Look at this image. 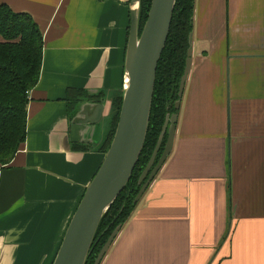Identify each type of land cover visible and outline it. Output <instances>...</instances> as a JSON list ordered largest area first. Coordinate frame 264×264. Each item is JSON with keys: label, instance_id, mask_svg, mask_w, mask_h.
I'll return each mask as SVG.
<instances>
[{"label": "crops", "instance_id": "0c3cea01", "mask_svg": "<svg viewBox=\"0 0 264 264\" xmlns=\"http://www.w3.org/2000/svg\"><path fill=\"white\" fill-rule=\"evenodd\" d=\"M130 1L0 0L44 39L26 142L0 175V264H53L104 162ZM81 92L110 108L89 143L72 142ZM102 264H264V0H196L173 151Z\"/></svg>", "mask_w": 264, "mask_h": 264}, {"label": "water", "instance_id": "95a60500", "mask_svg": "<svg viewBox=\"0 0 264 264\" xmlns=\"http://www.w3.org/2000/svg\"><path fill=\"white\" fill-rule=\"evenodd\" d=\"M141 3L142 0L130 1L131 25L125 59L123 103L115 136L102 166L86 188L53 264L87 263L104 216L129 184L142 155L150 127L158 66L169 39L177 0H152L142 32H140ZM193 38L194 33L190 35L185 73L180 84L179 100L176 103L178 110L181 109L192 68ZM88 106L94 108L91 117L86 110ZM104 111V100L99 103H82L72 120V142L93 141L87 138L88 136L93 138ZM178 120L179 114L167 115L153 156L139 180L142 188L136 203L143 199L170 157ZM79 134L83 136L81 137L83 140ZM166 135L168 140L165 150L155 166ZM121 228L122 226H119L113 232L94 264H101L104 261L121 234Z\"/></svg>", "mask_w": 264, "mask_h": 264}, {"label": "trees", "instance_id": "16d2710c", "mask_svg": "<svg viewBox=\"0 0 264 264\" xmlns=\"http://www.w3.org/2000/svg\"><path fill=\"white\" fill-rule=\"evenodd\" d=\"M151 4L152 0H142L140 32L148 19ZM195 11L196 0H177L169 39L158 66L150 127L142 155L129 184L104 216L86 264H94L113 232L122 226L121 233L132 219L142 201L135 202L142 188L139 180L153 156L166 117L168 114L180 115L181 109L176 108V103L185 73L190 35L194 33ZM0 37L3 38V42H0V166L5 168L26 142L29 96L41 77L44 39L29 14L16 13L5 4L0 5ZM85 93H78L79 97L70 99V116L77 113L84 102L82 98L87 95ZM122 103L123 92L113 100L114 117L104 143L105 153L115 136ZM167 140L168 135L164 138L155 166Z\"/></svg>", "mask_w": 264, "mask_h": 264}, {"label": "rangeland", "instance_id": "374dc122", "mask_svg": "<svg viewBox=\"0 0 264 264\" xmlns=\"http://www.w3.org/2000/svg\"><path fill=\"white\" fill-rule=\"evenodd\" d=\"M114 97H112L110 103H111V109H113V99ZM110 111V108L108 107V109H106V112L104 113V116H106ZM113 117H114V113H113V110H111V113H110V118H109V125L107 126V132H106V137H107V134L109 133L110 129H111V123H112V120H113ZM100 138H102V135H100ZM120 236V235H119ZM118 236V238H119ZM117 238V239H118ZM116 239V241H117ZM115 244V243H114Z\"/></svg>", "mask_w": 264, "mask_h": 264}, {"label": "built area", "instance_id": "2783aa9c", "mask_svg": "<svg viewBox=\"0 0 264 264\" xmlns=\"http://www.w3.org/2000/svg\"><path fill=\"white\" fill-rule=\"evenodd\" d=\"M3 168H4L3 166H0V175H1Z\"/></svg>", "mask_w": 264, "mask_h": 264}]
</instances>
